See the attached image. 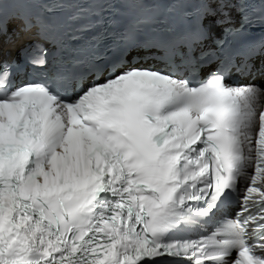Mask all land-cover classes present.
Here are the masks:
<instances>
[{"label": "snow or ice", "instance_id": "snow-or-ice-1", "mask_svg": "<svg viewBox=\"0 0 264 264\" xmlns=\"http://www.w3.org/2000/svg\"><path fill=\"white\" fill-rule=\"evenodd\" d=\"M47 57L26 83L0 61V264H264V85L229 83L250 62L121 59L87 82Z\"/></svg>", "mask_w": 264, "mask_h": 264}, {"label": "bare ground", "instance_id": "bare-ground-1", "mask_svg": "<svg viewBox=\"0 0 264 264\" xmlns=\"http://www.w3.org/2000/svg\"><path fill=\"white\" fill-rule=\"evenodd\" d=\"M201 75L203 76V73H201Z\"/></svg>", "mask_w": 264, "mask_h": 264}]
</instances>
